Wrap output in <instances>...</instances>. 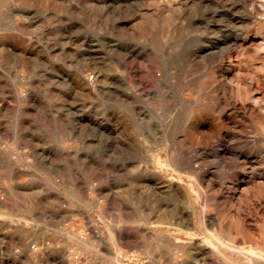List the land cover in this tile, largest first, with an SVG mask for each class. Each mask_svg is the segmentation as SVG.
<instances>
[{"label":"rangeland","instance_id":"obj_1","mask_svg":"<svg viewBox=\"0 0 264 264\" xmlns=\"http://www.w3.org/2000/svg\"><path fill=\"white\" fill-rule=\"evenodd\" d=\"M0 188V264H264V0H0Z\"/></svg>","mask_w":264,"mask_h":264},{"label":"bare ground","instance_id":"obj_2","mask_svg":"<svg viewBox=\"0 0 264 264\" xmlns=\"http://www.w3.org/2000/svg\"><path fill=\"white\" fill-rule=\"evenodd\" d=\"M65 1V0H64ZM73 2V1H72ZM71 2V3H72ZM165 2V1H164ZM151 3H153V1H151ZM69 4V3H68ZM165 6V5H164ZM73 7V6H72ZM170 8V7H169ZM166 10V9H165ZM149 11V10H148ZM161 17V16H160ZM157 15L156 14H154V13H151L149 16H147V20L149 19L150 20V22H151V30L153 31L154 29H155V27L157 26ZM171 18V17H170ZM144 24H145V20H144ZM162 24H163V21H162ZM148 28H150V27H148ZM158 28H159V25H158ZM161 29V28H160ZM163 29V28H162ZM159 30V29H158ZM164 30V29H163ZM154 32V31H153ZM183 44V43H182ZM238 46L240 47V44H239V42H238ZM208 47V46H207ZM212 50V49H211ZM215 51V50H214ZM258 51H259V49H258ZM260 52V51H259ZM202 53V52H201ZM131 64H132V62H131ZM129 67V66H128ZM207 80V79H206ZM206 83V82H205ZM210 82H208V84H209ZM210 85V84H209ZM205 87H206V84H205ZM217 100H218V98H217ZM216 101V100H215ZM242 119V118H241ZM246 131V130H245ZM259 135V134H258ZM259 142V141H258ZM259 144V143H258ZM5 185V184H4ZM2 186V185H1ZM9 186V185H8ZM6 187V189L8 188V191L10 190L9 189V187ZM1 189V188H0ZM13 190V189H12ZM14 192V191H13ZM12 192V193H13ZM16 192V191H15ZM5 205V204H4ZM190 205H192V204H190ZM8 206V205H7ZM4 207V206H3ZM9 208V207H8ZM27 208V207H26ZM11 210V209H10ZM8 213H10V212H8ZM14 216V215H13ZM10 217V216H9ZM12 217V216H11ZM11 220H14L13 218H11ZM10 225V224H9ZM247 230V229H246ZM249 231V230H248ZM250 234V233H249ZM72 235V234H71ZM69 236V235H68ZM87 245V244H86ZM179 250V249H178ZM235 251V250H234ZM239 252V254L242 256V254H246V251L245 250H239L238 251ZM258 252V251H257ZM261 253V252H260ZM255 255H257L260 259H263V257H261V255L260 254H257V253H254ZM176 255H177V253H176ZM240 255H239V257H240ZM243 255V256H244ZM263 255V254H262ZM175 256V255H174ZM177 258V256H175V259ZM232 259V257L229 255V257H228V261H230ZM234 259H236V258H234ZM264 260V259H263ZM224 261H226L225 259H223V258H220V262H218V264H223V262ZM232 262V261H231ZM238 262V261H237ZM180 263V262H179ZM234 263V262H233Z\"/></svg>","mask_w":264,"mask_h":264}]
</instances>
